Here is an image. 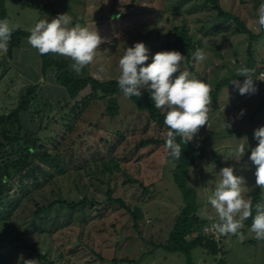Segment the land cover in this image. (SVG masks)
Segmentation results:
<instances>
[{
    "label": "rangeland",
    "instance_id": "obj_1",
    "mask_svg": "<svg viewBox=\"0 0 264 264\" xmlns=\"http://www.w3.org/2000/svg\"><path fill=\"white\" fill-rule=\"evenodd\" d=\"M221 8L238 17L255 35L256 9L259 0H219ZM49 6L57 14H67L72 24L79 23L97 30L102 42L95 51L93 61L77 75L92 76L100 81L116 80L118 61L124 50L134 42H143L148 55L173 50L170 32L187 23L190 33L206 57L191 69L185 61L181 70L202 80L210 87L237 75L236 69L245 67L250 45L248 35L240 32L232 21L217 17L211 5L201 0H6L7 21L15 25L13 31L29 32L39 19L55 16L43 14L33 7ZM71 26V25H69ZM255 60L257 91L240 95L233 86H225L216 101H210L208 122L201 126L192 142L207 151V157L191 170L187 181L197 196L198 217L201 222L191 239L198 236L218 245L213 255L202 247L191 252V264H264V240H257L244 221L240 235H220L212 227L218 222L217 214L206 200L211 195L218 172L231 166L234 175L243 178L241 194L250 199L255 186V166L248 160L257 144L253 132L264 125V36L251 43ZM13 57L0 51V118L18 106L25 90L36 86L30 110L22 117L26 130L16 135L18 124L0 122V165L6 158L19 159L27 154L26 131L52 155H59L66 172L59 175L47 163H35L53 174L51 180L41 178L34 188L25 180L29 194L24 197L18 188V177L13 168L10 199L20 200L11 220L15 258L12 264H113V260H126L116 264H186L182 254H168L161 247L169 239L175 219L184 207L181 192L174 182V165L166 160L163 145L141 142L164 139L167 130L159 128L123 95L117 97L119 114L107 115V98L97 99L90 88L76 99L67 96L64 88L56 84L54 75H41V54L27 39L21 41ZM53 59H71L51 53ZM149 61H146L147 64ZM103 71H100V68ZM245 77L238 81L243 82ZM144 88H141L142 91ZM241 109L244 115L238 118ZM162 108V112H166ZM231 122L225 128L224 121ZM5 134L15 140L13 148ZM246 138L247 142L242 140ZM248 145L246 152L237 155V144ZM239 160V162H237ZM11 182V181H10ZM113 199H121L132 210L138 209L141 218L138 228L134 217L119 204L107 201V192ZM264 203V190L261 189ZM89 204L70 211L63 203L35 215L38 208L53 201ZM204 222V223H203ZM1 234V232H0ZM36 247L46 254L48 262L30 258Z\"/></svg>",
    "mask_w": 264,
    "mask_h": 264
},
{
    "label": "clouds",
    "instance_id": "obj_2",
    "mask_svg": "<svg viewBox=\"0 0 264 264\" xmlns=\"http://www.w3.org/2000/svg\"><path fill=\"white\" fill-rule=\"evenodd\" d=\"M255 22L257 31H264V0H259ZM14 28L15 25L10 26L7 20L0 19V51H6ZM29 33L27 43L32 48L41 55L51 52L70 58V67L77 75L93 61L95 51L102 42L97 30H90L79 23L72 24V18L67 14H58L49 20L39 19L29 29ZM148 52L142 41L127 46L118 61L119 76L116 83L124 97L140 96V90L144 88L156 109H167L163 120L167 128L163 147L168 150L171 162L181 156V143L192 141L199 128L207 124L209 87L194 76L190 78L188 71L181 70L184 56L179 51L165 50L154 53L151 57ZM193 57L196 63H200L205 59L206 53L197 48ZM100 71H103L102 67ZM251 72L246 67L236 69L237 75L245 79L243 82L233 79L230 83L240 95L254 94L257 91L254 80L260 79H253ZM243 115L244 109H241L238 118ZM224 127H231V122L225 120ZM177 137L180 138L179 143ZM253 139L257 144L251 149L248 160L255 166V186L264 190V125L254 130ZM242 140L247 142L246 138ZM246 147L248 150V145L237 144L234 152L244 155ZM217 175L219 179L206 200L218 217V222L212 227L220 235H240L238 230L242 227V222L251 216L249 232L258 241L264 240V203L253 206L243 198V178L234 175L233 167H222ZM25 264H32V261H26Z\"/></svg>",
    "mask_w": 264,
    "mask_h": 264
},
{
    "label": "trees",
    "instance_id": "obj_3",
    "mask_svg": "<svg viewBox=\"0 0 264 264\" xmlns=\"http://www.w3.org/2000/svg\"><path fill=\"white\" fill-rule=\"evenodd\" d=\"M205 4L211 5L214 11L217 12V17L223 20L234 22L240 32L248 35L250 39V45L247 53V63L246 68L252 70L251 76H256L255 71V60L252 54L251 43L257 39L264 36V31L260 34L255 35L247 26L236 16L231 13L225 12L219 3V0H201ZM33 7V6H31ZM38 9L43 14H48L52 16H57L58 14L52 11L49 6L45 7H33ZM8 14L6 10V0H0V19L7 20ZM29 32L24 31H12L10 40L8 41L6 53L8 57H13L15 49H17L23 39H27ZM172 37V42H169V47L175 51H179L185 58L188 66L193 69V53L197 48H200V44L196 43L193 36L190 33V28L187 23L184 22L173 28L170 32ZM49 73L54 75V80L57 85L64 88L66 94L71 99H76L79 94L87 88L92 91V96L100 99L107 98V115L111 118H115L119 114V104L117 97L122 95L116 80L100 81L92 76H87L83 78L76 77L70 67V62L65 59H53L51 57V52L41 55V75L47 77ZM243 76L234 75L230 79H225L219 82L214 88L209 87V99L210 101H216L221 91L225 86L232 85L230 82L233 79H240ZM36 86H31L25 90V92L20 97L18 106L13 109L9 114L4 115L0 118V122H9L18 124V130L16 135L21 131L26 130V125L22 123V117L30 110L31 100L35 94ZM130 102H132L138 111L146 112L148 118L151 122L157 125L159 128L166 129L163 123L164 114L161 109H156L150 99L149 93L146 89L141 91L140 96L128 97ZM26 143L29 144L27 154L19 159L6 158L4 160L3 167L0 165V264H12L15 258L14 253V243L12 241V232L7 225L11 220L15 210L20 205V200L10 199V191L12 189V174L11 168L14 169L16 177H18V188L22 196L26 197L30 192L28 190V185L25 184V180H31V184L34 188L41 185V178L46 181L51 180L53 174L44 169L41 165L36 164L35 161L39 160L41 162L47 163L54 171L59 175L65 174L66 170L62 166V160L59 155H52L46 150H41V145L38 144L34 138L33 131H26ZM6 140L9 144L6 149L14 147L15 140L8 137L5 134ZM166 138V137H165ZM164 139H149L140 143L141 146L146 147L148 145H163ZM177 142H180V138L177 137ZM207 151L203 147L196 146L192 141L181 143V156L179 159L171 161L168 156V150L166 154V160L168 163L174 165L172 171L173 179L178 189L181 192L184 207L175 219V225L169 234V239L165 245L161 248L168 254H182L186 257L187 263L191 264V252L198 247H202L213 255L219 253L218 245L203 237H196L191 239L197 225L201 222L198 217L197 206V196L195 191L188 186L187 181L190 176V170L200 161L207 157ZM6 178V179H5ZM11 181V182H10ZM250 204L255 205L256 203H263V198L261 196V188H256L250 193ZM107 201L110 204H119L121 208L128 211L134 217V227L138 228V221L141 218L140 211L138 209L132 211L121 199H113L111 196V191L107 192ZM63 203L70 211H77L89 204L87 199H83L78 202H68V201H53L47 206L38 208L35 212L36 216H39L42 212L56 206L57 204ZM254 214V208L252 209ZM252 222V217L249 216L244 220L246 227H250ZM204 223V222H203ZM30 258H39L44 262H48V257L46 254H42L35 246L31 249ZM126 260H113L112 263H124ZM50 264H53L50 262ZM220 264H224L221 261Z\"/></svg>",
    "mask_w": 264,
    "mask_h": 264
},
{
    "label": "built area",
    "instance_id": "obj_4",
    "mask_svg": "<svg viewBox=\"0 0 264 264\" xmlns=\"http://www.w3.org/2000/svg\"><path fill=\"white\" fill-rule=\"evenodd\" d=\"M262 77L264 78V74H262Z\"/></svg>",
    "mask_w": 264,
    "mask_h": 264
}]
</instances>
